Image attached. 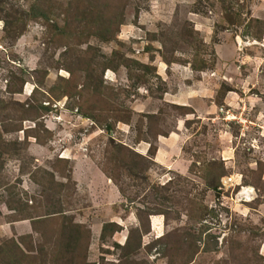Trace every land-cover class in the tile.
I'll use <instances>...</instances> for the list:
<instances>
[{
    "label": "rangeland",
    "instance_id": "rangeland-1",
    "mask_svg": "<svg viewBox=\"0 0 264 264\" xmlns=\"http://www.w3.org/2000/svg\"><path fill=\"white\" fill-rule=\"evenodd\" d=\"M263 7L0 0V264H264ZM154 47L166 66L191 63L183 82L208 111L156 98ZM185 116L189 174L159 178L132 142L149 139L150 156ZM99 177L122 204L101 199ZM128 215L124 248L119 226L95 232Z\"/></svg>",
    "mask_w": 264,
    "mask_h": 264
},
{
    "label": "crops",
    "instance_id": "crops-1",
    "mask_svg": "<svg viewBox=\"0 0 264 264\" xmlns=\"http://www.w3.org/2000/svg\"><path fill=\"white\" fill-rule=\"evenodd\" d=\"M257 9L259 10L261 8L259 7ZM262 9H264V7ZM150 51L153 57L150 63L155 66L157 70V74L160 75L163 78V81L166 82V85H165L166 88H164L161 93L162 96L156 97V98H159V100L163 99L164 101H167L168 103H171V104H175L178 106L191 107L193 109L197 108V105H195L196 101H202L204 105H201L200 107L205 112L208 111L211 105L208 106L207 104H205L207 102L206 98H204L203 100V97L201 96L199 92L198 93L200 95H195L194 92H192L189 89V85L183 82L187 80L191 81L192 77H194L195 75V72L193 71L191 67V63L188 61H185L182 63H171L169 64V66L168 65L166 66L162 62V60L158 58L157 48L154 47ZM166 69L175 71V73L177 74L176 76L174 75L176 78L174 89L171 88V81L167 79L168 76L164 75V72L166 73ZM198 74L200 75V80H203V77H204L203 75H205V72L201 71ZM151 113L156 114L157 112L152 111ZM187 119L188 117L186 116L181 119L178 118L175 122L173 129H171L170 131L164 134L163 133L156 134V137L154 138L155 144H154L153 154L150 156H148L149 155L148 152L151 147L149 139L147 138L139 139L138 141L132 142V145L135 146V147L133 146L132 147L136 151H138L139 154L143 155L144 157H148L150 160L154 162L156 166L161 167V169H163V171L160 174L156 175L159 178L169 176L172 173H176L178 175H188L189 174V168H190L191 162L189 159L185 158L184 152L182 150L183 140L186 139V134H185L186 128L184 126V122H186ZM81 167H82V164H81ZM83 168H84V165H83ZM87 170H91L92 172H94L93 173L94 177L97 175L96 172L98 171L92 166H89ZM77 172L78 170H74L75 176H77L76 175ZM99 180L100 181L98 182L97 186L100 189H98L96 193L98 194L99 192H101L103 194V197L101 199L111 200V202L113 203L121 202L122 204L123 201L121 200H125V197L123 196V194H121V192L117 190L111 182L110 184L107 178L103 179V181L101 182L102 179L99 177ZM96 193L92 194V189H90V191L88 192V196H87L88 200H94ZM106 196H109V197H106ZM118 218L120 219V217ZM128 218H130L129 215L122 217L125 224L122 223L121 221L122 219H120V221L113 220L112 217L109 221L104 222V223H112V224L114 223L113 224L114 226L117 225L120 227L119 231H117V229H114L109 236V238H112L115 241V243H117L118 245H124L125 242L127 241L128 239L127 235L129 234L128 229H131L128 227L134 226L135 228L136 226H139L136 224V222H134L135 219L133 217H131V221H129ZM104 223L101 224V227L97 226L95 228V232L99 233V236H101L102 226ZM151 233H152V227H151ZM117 234H118V237L120 238L117 237ZM160 237H157V238L159 239ZM143 243L144 242H142V244ZM143 245H146V244L144 243Z\"/></svg>",
    "mask_w": 264,
    "mask_h": 264
},
{
    "label": "trees",
    "instance_id": "trees-1",
    "mask_svg": "<svg viewBox=\"0 0 264 264\" xmlns=\"http://www.w3.org/2000/svg\"><path fill=\"white\" fill-rule=\"evenodd\" d=\"M108 224L114 226L112 223H104L103 226H102V232H101V236H100L101 238L103 237V235H104V230L107 228L106 225H108ZM113 230H114V229H113ZM128 243H129V238L127 239V241L125 242L124 245H118L117 243H115V244H117L118 246L124 248L125 246H127ZM136 249H138V245H137Z\"/></svg>",
    "mask_w": 264,
    "mask_h": 264
},
{
    "label": "clouds",
    "instance_id": "clouds-1",
    "mask_svg": "<svg viewBox=\"0 0 264 264\" xmlns=\"http://www.w3.org/2000/svg\"><path fill=\"white\" fill-rule=\"evenodd\" d=\"M248 201H250V199H248Z\"/></svg>",
    "mask_w": 264,
    "mask_h": 264
}]
</instances>
